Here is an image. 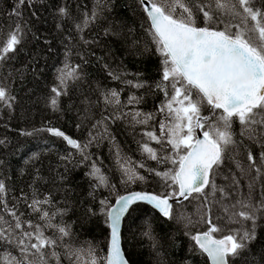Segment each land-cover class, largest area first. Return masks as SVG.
<instances>
[{
    "label": "trees",
    "instance_id": "16d2710c",
    "mask_svg": "<svg viewBox=\"0 0 264 264\" xmlns=\"http://www.w3.org/2000/svg\"><path fill=\"white\" fill-rule=\"evenodd\" d=\"M18 3L19 0H0V46L17 25L22 29L21 43L7 54V59L0 60V86L14 98L7 103L0 101V181L6 185L4 203H0V216L6 223L0 222V231L19 236L21 231L34 232L35 226L40 225L45 236L57 240L54 248L44 249L48 264H57L50 255L53 250L60 256V264H72L65 255V245L87 249L91 244L99 255L107 252L109 229L100 213L101 200L113 204L129 191L161 194L175 188L166 186L150 171L174 167L163 159L174 155L171 146L166 139L157 144L145 135L151 131L159 136L160 123L166 116L159 110L166 97L157 88L162 79L161 57L148 34L149 21L139 0H103V11L83 31L76 25L82 24L85 14L91 15L98 0H24L17 8ZM252 6L264 11V0H252ZM61 7L67 15H61ZM230 20V16L223 15L214 27L222 30ZM196 22L197 26H204L202 13L196 14ZM62 64L75 69L77 76L68 79L66 88L57 79L58 70L65 66ZM110 71L122 74L121 78L113 79ZM138 80L145 82L144 87L125 82ZM54 87L62 93L55 109L51 106ZM112 89L119 93V105L104 100L103 94ZM130 97H136L138 102L129 103ZM136 112L152 114L153 118L147 124L137 123L132 115ZM211 114L208 107L202 111L204 116ZM51 127L88 147L81 154L62 137L52 135L48 131ZM256 127L259 132L260 126ZM232 131L237 143L229 147L213 177L217 189H224L227 195L208 186L202 194L195 193L173 204L171 219L146 204L134 205L122 228L123 248L131 264H210L191 239L208 230V219L223 229L215 234L218 238L251 227L250 222L229 219L230 212H225V208L247 199L250 193L254 204L264 199V137L242 136L238 121H234ZM144 143L158 152L159 162L142 151ZM249 152L254 161L248 160ZM85 155L88 159H84ZM125 162L145 180L123 183L120 163ZM93 163L114 187L95 186L97 180L88 175ZM140 164L144 167L140 168ZM45 198L50 202L39 207L49 215L41 219V213L29 205L34 199ZM5 205L20 218L22 229H15L16 221ZM49 223L67 226L70 235L60 240L56 227H47ZM145 233H150L151 238ZM256 233L257 238L240 256L230 258V264H264V218H258ZM34 253L35 250L28 252V259L40 264ZM6 254L24 259L17 245L0 240V256Z\"/></svg>",
    "mask_w": 264,
    "mask_h": 264
},
{
    "label": "snow or ice",
    "instance_id": "6c2138e0",
    "mask_svg": "<svg viewBox=\"0 0 264 264\" xmlns=\"http://www.w3.org/2000/svg\"><path fill=\"white\" fill-rule=\"evenodd\" d=\"M139 2L149 21L148 34L161 57L162 79L157 88L163 91L166 97L165 103L159 109L166 114L165 120L160 123V135L157 136L151 131L145 135L157 144L163 143L166 139L174 154L163 158L174 167L165 171L155 169L150 171L160 177L166 186L175 188L172 192L161 194L133 191L118 196L114 204L109 203L107 199L101 200L100 213L105 217V224L109 229L107 252L99 255L96 247L91 244L87 249H73L65 245V255L72 264H129L122 249L121 226L131 206L137 202H146L162 216L171 219L173 205L170 200L176 197L187 200L194 193L202 194L207 186H211L213 191L219 190L223 195H227L224 189H217L213 177L229 147L237 143L232 131L234 121L239 122L242 136L246 135L249 139L264 137V11L254 8L252 0H196L194 4L189 3V0H139ZM23 3L24 0H19L17 8ZM102 5L103 0H98L97 7L93 9L91 15L85 14L82 24H77L76 27L83 31L101 14ZM59 12L61 15H67V10L63 7ZM197 13L203 15V27L197 26ZM16 14L20 13L17 11ZM223 15L230 16L231 20L220 30L214 27V24ZM236 20L239 22H232ZM21 31L17 25L6 42L0 46V60L7 59V54L13 52L21 43ZM58 72L57 79L64 88L67 87L68 79L77 78L75 69H70L67 64ZM109 75L119 80L122 74L110 71ZM125 82L136 88H142L145 84L139 80L135 83ZM52 92L55 95L51 98V106L55 109L58 97L62 93L58 87H54ZM103 95L107 104H120L119 93L115 89ZM9 99L14 98H10L6 89L0 86V101L7 103ZM134 101L138 102V99L129 98V103ZM205 107L211 109V116L202 115ZM132 115L137 123L147 124L153 118L152 114L140 112ZM140 116H144V119H137ZM256 126H260L259 132ZM197 129H206L203 131L202 139L197 137ZM48 131L62 137L81 154L88 147V144L81 145L59 129L49 128ZM141 147L150 159L158 162L161 160L158 152L148 143ZM84 159H88V156L85 155ZM248 160L254 161L252 152L248 153ZM117 162H120L119 152ZM261 162L264 163V153H261ZM139 167L143 168L144 165L140 164ZM120 168L122 182L125 184L145 180V176L139 174L128 162L120 163ZM256 171L260 174L259 168ZM88 175L97 180L96 187H114L109 185L108 178L95 163L92 164ZM5 192L6 185L0 181V203H4ZM49 202L47 198L34 199L29 207L40 212L41 219H45L49 214L39 206ZM5 209L15 219V229H22L20 218L15 211L8 209L7 205ZM225 212H230L229 219L250 222L251 227H244L222 238H216L215 234L221 233L223 229L208 219L207 223L210 225L208 230L193 235L191 239L199 250L207 255L211 264H230V258L240 256L242 251L248 248L249 242L257 238V220L264 218V199L254 204L250 193L247 199L238 200L231 208H225ZM0 222H5L2 216ZM26 223L32 226L31 221ZM47 227H56L60 233V240L70 235L67 226L49 223ZM145 235L151 238L150 233ZM33 239L35 242H31ZM0 240L17 245L24 255L22 261L11 257L10 254L2 255L0 264H37L36 261L28 259L27 253L31 250H35L34 255L38 254L40 264H48L46 259L48 254L44 249L57 245L56 239L45 236L40 225L35 226L34 232L21 231L19 236H8L4 231H0ZM50 255L56 259L57 264H60V256L55 250L51 251Z\"/></svg>",
    "mask_w": 264,
    "mask_h": 264
},
{
    "label": "bare ground",
    "instance_id": "6f19581e",
    "mask_svg": "<svg viewBox=\"0 0 264 264\" xmlns=\"http://www.w3.org/2000/svg\"><path fill=\"white\" fill-rule=\"evenodd\" d=\"M51 128H55V127H51ZM55 129H59V128H55ZM59 130H61V129H59ZM61 131H63V130H61ZM64 132V131H63ZM66 135H68L69 137H71L72 139H75L73 136H71L70 134H68V133H66V132H64ZM198 134V131L196 130V135ZM53 135V134H52ZM76 140V139H75ZM78 141V140H77ZM70 146V145H69ZM71 147V146H70ZM208 187V186H207ZM206 187V188H207ZM205 188V189H206ZM133 191H140V192H151V191H146V190H133ZM133 191H129V192H126V193H124V194H122V195H127L128 193H130V192H133ZM151 193H155V192H151ZM157 194V193H156ZM195 194V193H194ZM121 195V196H122ZM183 201H185V199H177V197L176 198H174V199H172V200H170V203L173 205V204H175V203H181V202H183ZM114 203H115V201H114ZM113 203V204H114ZM136 204H146V205H148V206H150L152 209H154L156 212H158L161 216H162V214L157 210V209H155L153 206H151L150 204H147V203H143V202H138V203H136ZM135 204V205H136ZM134 206V205H133ZM133 206H131V208L133 207ZM130 208V209H131ZM127 215V214H126ZM162 217H164V216H162ZM164 218H166V217H164ZM123 222H124V220L122 221V228H123ZM122 228H121V232H122ZM200 233V232H199ZM197 234V233H196ZM195 234V235H196ZM121 243H122V238H121ZM122 248H123V243H122ZM123 250H124V248H123ZM125 252V251H124ZM210 263V262H209ZM129 264H131L130 262H129Z\"/></svg>",
    "mask_w": 264,
    "mask_h": 264
},
{
    "label": "water",
    "instance_id": "95a60500",
    "mask_svg": "<svg viewBox=\"0 0 264 264\" xmlns=\"http://www.w3.org/2000/svg\"><path fill=\"white\" fill-rule=\"evenodd\" d=\"M197 137L198 138H203V133L202 132H199L198 134H197ZM177 199H184L183 197H177ZM138 203V202H137ZM143 203H146V202H143ZM152 206V205H151ZM121 228H122V226H121ZM122 244V243H121ZM123 249V248H122ZM206 255V254H205ZM206 257H207V255H206ZM208 261L210 262V264H211V261L208 259Z\"/></svg>",
    "mask_w": 264,
    "mask_h": 264
},
{
    "label": "rangeland",
    "instance_id": "374dc122",
    "mask_svg": "<svg viewBox=\"0 0 264 264\" xmlns=\"http://www.w3.org/2000/svg\"><path fill=\"white\" fill-rule=\"evenodd\" d=\"M65 64H62V66H64ZM117 154V153H116Z\"/></svg>",
    "mask_w": 264,
    "mask_h": 264
}]
</instances>
